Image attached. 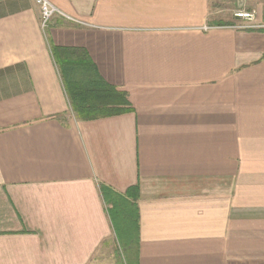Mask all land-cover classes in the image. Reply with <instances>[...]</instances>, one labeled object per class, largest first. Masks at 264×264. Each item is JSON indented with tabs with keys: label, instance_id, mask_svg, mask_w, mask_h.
<instances>
[{
	"label": "crops",
	"instance_id": "obj_1",
	"mask_svg": "<svg viewBox=\"0 0 264 264\" xmlns=\"http://www.w3.org/2000/svg\"><path fill=\"white\" fill-rule=\"evenodd\" d=\"M48 1L0 0V264H264V22ZM85 69L130 109L76 114Z\"/></svg>",
	"mask_w": 264,
	"mask_h": 264
},
{
	"label": "trees",
	"instance_id": "obj_2",
	"mask_svg": "<svg viewBox=\"0 0 264 264\" xmlns=\"http://www.w3.org/2000/svg\"><path fill=\"white\" fill-rule=\"evenodd\" d=\"M82 82L75 80L67 84L73 111L80 116L119 114L130 109L126 93L116 90L94 79L90 69L83 71Z\"/></svg>",
	"mask_w": 264,
	"mask_h": 264
},
{
	"label": "built area",
	"instance_id": "obj_3",
	"mask_svg": "<svg viewBox=\"0 0 264 264\" xmlns=\"http://www.w3.org/2000/svg\"><path fill=\"white\" fill-rule=\"evenodd\" d=\"M250 1H255V0H250ZM37 3L39 4L40 7V13H41L40 25L42 31H45L52 18H54L57 15L58 16L64 15L56 6L51 4L48 0H37ZM233 17L240 20L241 22H245V24L235 26L236 28L246 29V28L261 27L260 25L250 24L255 19L254 11L250 9H245V8L236 9L233 13Z\"/></svg>",
	"mask_w": 264,
	"mask_h": 264
},
{
	"label": "rangeland",
	"instance_id": "obj_4",
	"mask_svg": "<svg viewBox=\"0 0 264 264\" xmlns=\"http://www.w3.org/2000/svg\"><path fill=\"white\" fill-rule=\"evenodd\" d=\"M226 1V0H224ZM239 3H244L245 4V8H255L256 9V13H257V9H258V14H259V17H261V11L264 10V0H258L257 2H249V1H246V0H228L227 3L224 5H222L221 7H219L218 9V12H217V16L223 20L219 21L221 22L222 24L223 23H232L234 24V27L237 26V25H242V24H245V23H238L235 25L236 20L234 17H233V13L234 11L237 9V4ZM220 20V19H219ZM259 22H256L255 24L256 25H261L260 23L264 22L263 20L261 19H258ZM255 28H258V27H254V28H250V29H255ZM123 245V242L120 243V246H119V254L121 256V259L124 263L128 262L129 260V251H128V248H126L125 246H122Z\"/></svg>",
	"mask_w": 264,
	"mask_h": 264
}]
</instances>
